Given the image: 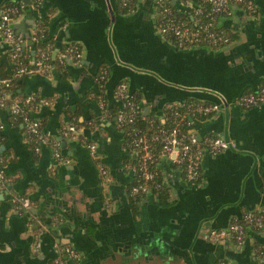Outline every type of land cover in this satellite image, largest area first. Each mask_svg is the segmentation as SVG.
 Masks as SVG:
<instances>
[{"label": "crops", "instance_id": "crops-1", "mask_svg": "<svg viewBox=\"0 0 264 264\" xmlns=\"http://www.w3.org/2000/svg\"><path fill=\"white\" fill-rule=\"evenodd\" d=\"M9 1L27 6L24 0H0V9L2 2ZM106 1L43 0L33 14L25 9L14 21L19 25L17 32H29L32 37L38 20L51 13L54 56L60 51L57 47L78 42L83 61L67 62V79L57 69L33 73L21 89L24 95L38 92L50 100L33 113L52 138L39 153H35L23 125L11 124L8 111L0 110L4 124L0 155L7 162L4 172L8 176L0 179V264H53L58 248L66 245L84 253L81 264H97L96 257L112 263L109 253L121 254L119 250L131 240L151 236L163 220L172 217L177 218L173 226L177 236L179 230L186 235L182 248L167 247V264H255L251 245L264 241V233L250 230L243 249L235 250L229 244V250L220 245L225 241L215 243L217 246L203 242L199 229L211 225L226 228L248 211L264 217V102L249 109L234 104L243 93L264 84V0H252L255 15H246L241 7L233 6V14L221 22L240 37L215 50L179 49L163 38L155 0H139L137 10L127 15L117 11V0H111L116 10L114 20ZM143 10L150 11V18ZM1 39L0 33V60L7 62L10 47ZM29 47L35 54L32 44ZM101 70L108 72L104 88L110 100L116 99V87L127 82L132 93L142 95L145 115H163L168 102L222 104L225 98L231 110L198 123L194 129L200 136H223L234 141L237 148L218 156L206 154L200 185L187 184L182 168L169 159L161 160L170 198L145 197L140 213H135L129 191L135 178L132 168L125 164L131 153L117 123L100 118L101 104L95 97L100 89L96 76ZM74 117L88 126L77 125V131L68 137L64 130L75 124ZM89 143L97 145L96 155ZM55 144H59L60 159L55 155ZM21 198L31 200L29 212L18 211L15 202ZM200 210L206 219L192 227L189 216H199ZM38 221L46 230L35 233ZM156 261L153 257L133 263Z\"/></svg>", "mask_w": 264, "mask_h": 264}, {"label": "built area", "instance_id": "built-area-1", "mask_svg": "<svg viewBox=\"0 0 264 264\" xmlns=\"http://www.w3.org/2000/svg\"><path fill=\"white\" fill-rule=\"evenodd\" d=\"M132 0H124L125 3ZM163 0H157L160 4ZM193 0H184V6H192L193 10L189 14V19L178 21L175 17H164L165 21L159 25V30L163 38L172 43L179 49L189 48H210L220 49L229 45L232 38L222 26V20L226 16L233 14V6H242V9L248 11L250 14L256 13L255 5L252 1L247 0H204L202 3L193 4ZM35 7L43 4V0H34ZM26 5L18 3L17 5H2L0 17V33L2 42L10 47L12 50V58H17L18 54L27 46L28 39L24 34L17 32L13 28V22L17 20L22 13H24ZM35 29L32 40L36 43L39 38L36 36ZM55 48L53 49L54 53ZM62 63L65 61H72L81 64L83 61V50L80 45L75 44L66 47L63 51H59L55 56ZM49 54L42 52L39 58L33 63L34 68L30 69L27 66H21L13 75L21 76L23 74L43 73L48 66ZM107 70H101L96 76V82L103 88L107 80ZM6 86L10 87L9 80L3 81ZM129 84L121 82L115 90V96L124 102V109L120 110L117 115V122L119 128L123 129V125H134L139 114V109L132 100ZM10 94L0 96V110L8 111L9 115L15 117L22 116L24 121V130L26 135L29 134L35 137L34 151L39 153L43 145H48L49 136L42 129V124L36 118H30L27 115L24 107L29 105L33 96L26 98L15 99L10 105L7 100ZM237 104L243 109H249L258 106L264 102V86L258 92L246 93L238 98ZM101 109L106 111L105 100L100 101ZM127 108V109H125ZM173 111L175 117V124L173 128L162 129L158 133L148 138L147 135H141L134 127L130 134L133 135L131 142L133 143L134 152L139 154V165L132 168L134 177L137 176V182L132 185L131 194L140 195L142 198L149 196H157L154 191L160 190L166 184V180L162 177L158 181L157 177L160 172L158 168L157 159L155 157L151 142L159 141L163 143L161 160L169 159L172 164L180 167L184 171V180L187 184L200 185L202 179V161L206 154L218 156L228 149L237 148V144L223 136L219 135H205L200 136L197 130L189 128L183 131V126H189L190 121L187 120V115L195 114L197 116H209L212 118L224 111L221 104L205 103V102H186L183 104L168 102L164 106V110ZM4 129V124L0 120V130ZM78 127L76 124L68 125L64 132L66 136H70ZM124 130V129H123ZM91 152L96 155L97 145L94 143L88 144ZM55 155L58 159L61 158L59 144H55ZM3 158L0 156V161ZM157 166V168H153ZM4 168L0 169V177H4ZM102 173L107 174V170L103 169ZM159 198V197H158ZM22 205L27 207L30 205V200L22 198ZM250 230H256L264 233V217L255 211H248L242 219L233 221L228 227L215 229L210 234L202 235L206 239H210L214 243L224 242L226 240L235 239L236 242L242 243L248 236ZM39 244L36 245L38 249ZM58 256L55 258L53 264H67L69 261L75 264H81L85 259L82 251L73 246L66 245L58 248ZM263 254V252H259ZM66 258V259H65Z\"/></svg>", "mask_w": 264, "mask_h": 264}, {"label": "trees", "instance_id": "trees-1", "mask_svg": "<svg viewBox=\"0 0 264 264\" xmlns=\"http://www.w3.org/2000/svg\"><path fill=\"white\" fill-rule=\"evenodd\" d=\"M184 0H181L183 2ZM204 0H195L196 4L202 3ZM247 1H252V0H247ZM138 2L139 0H132L130 2L125 3L124 0H117L116 8L117 11L122 14V15H127L138 8ZM156 6H157V23L158 25H161L164 23L165 18L168 17H175L178 21L182 20H187L189 19V14L184 11L178 9L171 0H163L161 1L160 4H157V0H155ZM17 5V2L14 1H9L5 2L2 5ZM242 8V6H241ZM27 11L30 14H33L34 11V3L27 5L26 6ZM51 12V11H50ZM244 14L248 15L250 14L248 11H242ZM51 13H48L46 16L38 20V25H37V31H36V36H38L39 40L38 42L35 43V54L31 51L29 44L27 42V46L18 54L17 58H12V50L10 49L9 53V58L7 62H2L0 60V96H4L7 94H10V98L7 100V104L10 105L15 99L18 98H26L28 96H33L34 100L32 102L25 106L24 109L27 111V115L30 118H35L34 116V111H36L41 104H46L50 102V100L43 98L40 93L35 92L32 93L31 95H24L23 91L21 90L26 82V79L32 75V74H23L21 76H14L13 73L17 71L21 66H27L28 68L32 69L35 67L34 61L39 58L40 53L42 52H47L50 56L49 61H48V66L47 69L43 72V74H47L50 70L52 69H57L61 71L62 77L64 79H67L70 75L67 69V62L65 61L62 63L60 60H58L57 57L54 56L53 49L55 48V43L54 39L51 38L50 32H49V19H50ZM229 36L232 38L233 41H236L239 39V33L234 29V28H229L223 26ZM73 46L75 44H70L68 46ZM67 45L61 48V51H63ZM4 80H9L10 82V87L6 86V84L3 82ZM261 84V88L263 87ZM100 88V86H99ZM261 88H259L256 91H251V92H258ZM131 93V98L134 101L135 105L139 109V114L137 116L136 123L134 125L131 124H126L123 125V134L125 138V143L127 148L130 151V157L126 158L125 164L130 166L131 168L136 167L139 165V160L140 156L136 152H134V145L131 142L133 135L130 134L131 130L136 127V129L140 132L139 134L141 135H147L148 138H152L153 135L158 133L162 129H170L174 127V122H175V117L173 114V111L171 110H164L163 115H157V114H149L145 115L142 111L141 107V102H142V95L138 92H130ZM97 99L99 101L105 100V108L106 111L102 110V116L108 118L110 120H114L117 125V115L120 112V110L124 109V102L121 101L120 99H113L110 100V97H108L105 88H100L99 91L95 94ZM188 102H198V101H188ZM200 102V101H199ZM127 109V108H125ZM76 116H79L78 113L75 114ZM207 119H209V116H197L194 113L190 115H187V120L190 121L189 126H183V131H187L189 128H195L198 123L204 122ZM9 120L11 124L13 125H24L23 117H15L13 115L9 116ZM99 120V117L96 116V122ZM74 123L76 125L80 126H88V123H80L76 117H74ZM42 126V125H41ZM24 127V126H23ZM119 127V125H118ZM121 129V128H120ZM49 136V135H48ZM28 139L31 141V144L34 146V143L36 141L35 137L27 134ZM1 139V136H0ZM51 136H49V144H51ZM151 145L153 147V151L156 157V161L158 164V168H160V162H161V154H162V148H163V143L162 142H151ZM2 156V155H0ZM6 160L3 158L2 161H0V169H3L4 166L6 165ZM153 168H157V166H153ZM160 176L157 177L158 181L162 180L163 177V172H160ZM8 176L6 173H4V180H6ZM134 181L131 183L130 187V202L133 206V210L135 213L139 214L140 213V202L143 199L140 195H134L131 194V188L132 185H134L137 182V176L134 177ZM156 194H158V197L163 200H169L170 198V189L169 186H166V184L163 186L162 189L160 190H155L154 191ZM19 205V203L17 202ZM22 205V204H21ZM257 212V211H255ZM92 230V229H91ZM66 259V258H65Z\"/></svg>", "mask_w": 264, "mask_h": 264}, {"label": "water", "instance_id": "water-1", "mask_svg": "<svg viewBox=\"0 0 264 264\" xmlns=\"http://www.w3.org/2000/svg\"><path fill=\"white\" fill-rule=\"evenodd\" d=\"M151 1L153 3V0H151ZM171 1L178 9L184 10L188 14H190L193 10L192 6H184L182 4L181 0H171ZM24 2L27 5H30V4H32L33 1L32 0H24ZM106 2H107V5L110 9L112 19L114 20L115 16H116V10H114V7L111 3V0H107ZM192 2L194 5L196 4L195 0H193ZM2 4H3V2H2ZM142 12L146 13V15H147L146 17L150 18L148 16L150 13L149 10L147 12H145V10H143ZM28 22H30V21L28 20ZM12 25H13V28L15 30H17V27H19V25L15 24V22H13ZM24 36H25V38H27L29 40L28 43L32 44L33 48H35V42L32 41L30 33L26 32L24 34ZM73 43L78 44V42H73ZM70 44L71 43L67 44V46ZM61 48H62V46L57 47L58 50H61ZM205 53H207V52H205ZM207 54H209V53H207ZM71 63H73V62L71 61ZM253 71L256 72L257 68L255 67ZM232 149H236V148H232ZM199 212H200L199 216L196 214H191L189 216V218H191L194 222V225L192 227H196V225L199 224V222L201 221L202 218H203V221L206 219V218L204 219L205 215H203L204 217L202 216V213H203L202 210H200ZM176 219L177 218L172 217L170 219L163 220L161 223L159 222L160 225L157 226L156 231L151 236H147V237H144L141 239L137 237L134 240H131L130 241L131 243H129V245L122 248V250H119V251H121L120 252L121 254H116L113 252L109 253V254L107 253L108 258L113 257L114 260H112V263H110V261L107 262L106 260L105 261H103V260L99 261L100 257L99 258L96 257L95 261L97 262V264H135V263H133V261H138L139 259H148L149 260L150 258L154 257L155 260H158L154 264H167L168 262H170V259L167 260L164 258V256L166 255L167 247L170 246V247H174V248H179V247L182 248V245H180V244L182 243V240L185 239V235H186V232L183 230L178 231L179 237L174 232L173 226L177 225L176 221H175ZM208 219H210V218H208ZM203 221H201V222H203ZM212 226L213 225H211L208 228H201V229H199V232L210 234L213 230L218 229V228L212 227ZM171 227H172V230H171ZM200 238L205 243H208V244L210 243L212 245L217 246V244H215L211 241H208L203 236H201ZM172 239H174V240H172ZM229 244H230L229 241H225L223 244L221 243L220 245H223V246L229 248ZM113 249L116 252L118 251V247H113ZM107 254H105V255H107ZM185 259H186V261H189L187 254L185 255Z\"/></svg>", "mask_w": 264, "mask_h": 264}, {"label": "flooded vegetation", "instance_id": "flooded-vegetation-1", "mask_svg": "<svg viewBox=\"0 0 264 264\" xmlns=\"http://www.w3.org/2000/svg\"><path fill=\"white\" fill-rule=\"evenodd\" d=\"M33 2L32 3H34V0H32ZM36 7H35V4H34V9H35ZM256 13H254V14H248V15H255ZM242 95H244V93L242 94ZM241 95V96H242ZM238 99H236L235 100V102H234V104H235V106H238V107H240L238 104H237V101ZM222 106H223V108H224V110H226V109H229V110H231L230 109V104H229V101H227L225 98H224V100H223V102H222V104H221ZM31 142V141H30ZM36 153V152H35ZM0 179H4V177L3 178H1L0 177ZM29 199V198H28ZM17 202L19 203V205L17 204ZM16 204H17V208H18V211L19 212H24V213H26V212H29L30 211V209H31V207H32V202H31V200H30V205L29 206H27V207H24L23 205H21L22 204V198L21 199H18V200H16V202H15ZM39 222V221H38ZM230 225V224H229ZM228 225V226H229ZM227 226V227H228ZM37 230L38 231H36L35 233H40L42 230L43 231H45L46 230V226L44 225V224H42V223H38L37 224ZM200 234H199V237H201L202 235H204L205 233H202V232H199ZM249 235V234H248ZM39 238V237H38ZM208 241H210V239H207ZM246 240H249L248 239V237L245 239V241L244 242H242V243H239V242H236V240L235 239H230L229 240V242H230V244L232 245V248L234 249L235 248V250L236 249H238V247L241 249H243L245 246H246ZM211 242H213V241H211ZM36 243L38 244L39 243V241H38V239H37V241H36ZM214 243V242H213ZM36 244V245H37ZM40 245V244H39ZM42 245V244H41ZM58 245L59 244H56V247H58ZM41 247V246H40ZM229 250H230V248H229ZM228 250V251H229ZM233 251V252H235L236 253V251ZM263 252V254H260L259 252ZM250 255H251V257H252V259H253V261H255V264H264V241H260V240H256L254 243H253V245H251V252H250ZM222 261V260H221ZM217 262H220V259H218L217 260ZM220 264H229V263H227V262H222V263H220Z\"/></svg>", "mask_w": 264, "mask_h": 264}, {"label": "rangeland", "instance_id": "rangeland-1", "mask_svg": "<svg viewBox=\"0 0 264 264\" xmlns=\"http://www.w3.org/2000/svg\"><path fill=\"white\" fill-rule=\"evenodd\" d=\"M97 74V73H96Z\"/></svg>", "mask_w": 264, "mask_h": 264}]
</instances>
